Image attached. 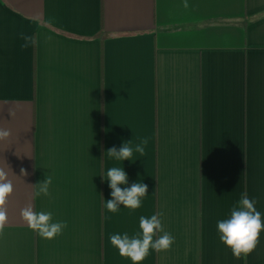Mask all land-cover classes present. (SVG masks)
Wrapping results in <instances>:
<instances>
[{
  "label": "crops",
  "instance_id": "0c3cea01",
  "mask_svg": "<svg viewBox=\"0 0 264 264\" xmlns=\"http://www.w3.org/2000/svg\"><path fill=\"white\" fill-rule=\"evenodd\" d=\"M0 130V264H132L110 237L154 214L175 243L143 264H264V233L238 259L216 230L242 194L264 213V0H0ZM112 167L148 185L141 208H104ZM29 205L63 234L32 231Z\"/></svg>",
  "mask_w": 264,
  "mask_h": 264
},
{
  "label": "clouds",
  "instance_id": "9594fccd",
  "mask_svg": "<svg viewBox=\"0 0 264 264\" xmlns=\"http://www.w3.org/2000/svg\"><path fill=\"white\" fill-rule=\"evenodd\" d=\"M25 39L32 42L31 37ZM9 135L8 131L0 130V139ZM146 146V139L134 147L131 141H127L119 149H108L107 153L118 161L133 162L134 154L143 156ZM101 175L111 190V199H104V208L108 212L118 213L122 207L135 211L142 207L144 199L149 196L148 185L143 181L129 183V175L124 167H112ZM51 184V177L46 175L44 180L35 185V195H49ZM13 190V184L7 180L6 173L0 170V231L7 221L5 205ZM256 204V200L249 198L246 193L242 194L232 206L228 217L218 220L216 224L220 242L238 259L247 258L256 249L261 234L264 233V213L257 210ZM21 216L32 231L47 240L62 235L68 226L66 221L54 220L52 212L34 210L31 205L21 210ZM139 228L140 231L132 236L125 232L110 237L111 245L118 250L120 256L130 259L132 264H143L150 252L170 250L175 243V237L164 230L162 219L158 215L141 216Z\"/></svg>",
  "mask_w": 264,
  "mask_h": 264
}]
</instances>
